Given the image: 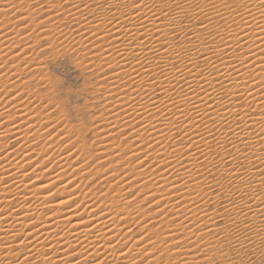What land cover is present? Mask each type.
<instances>
[{"label": "bare ground", "instance_id": "6f19581e", "mask_svg": "<svg viewBox=\"0 0 264 264\" xmlns=\"http://www.w3.org/2000/svg\"><path fill=\"white\" fill-rule=\"evenodd\" d=\"M7 1H9V0H7ZM22 1L20 2L21 5L23 4ZM51 1L52 2H50V0H49L47 5H49L51 3L53 5H51V6L49 5L46 8L47 9V11H46L47 15L46 16H49L48 14L52 13V11L49 10V8H53V7L55 8L56 6H58V4L60 2L65 4V6L68 9L64 12L62 11L61 18H60V15H58V16L55 15L53 17L52 16L48 17L46 20H48V22L50 23V22H53L54 20L60 21V19L66 17L65 19L70 21V23L75 22L78 27H77V29H75L76 34L75 35L73 34V35L78 38V40H79V41H77L78 44L80 43V39H85L86 42L87 41L90 42L91 41L90 39H92V43H93V41H95L97 44L100 43L101 45L99 47L102 49L104 48L103 49L104 51L102 50V52L100 53L102 58L98 57V59L101 58L102 62L105 61V64H110V63L112 64L114 62L115 68H114L113 72H115V73L112 75L113 78L120 77L121 82L123 81L121 77L124 76L123 78L124 79L126 78V81H124V82H126L128 84L129 90L127 88L126 89L129 92L132 89L131 90L132 92H130V95H129V93L127 91H125L126 89H123V90L125 93L126 92L128 93V94L126 93L127 95H129V96L133 95V97H131L129 99V98H127L129 96H127L125 99H129L128 102L126 104H122L119 106V108L121 109V113H122V115H121V113L119 112L121 117L123 115L125 116V118L122 117L123 118L122 121H124L125 119L126 120L130 119V123H131V121L133 123V124L131 123L132 125H134V126L137 125L136 128H139L141 125L144 124V126H142V128H141V131L145 129L146 132L148 133V134L144 133L145 137L149 138V136H150L153 139V142L155 141V143H154V144H156L155 146L154 145H151L153 147L148 146L151 149L155 148V150L158 147H160V145H164L165 141H167V139L170 138L171 132L179 129V131L181 132L180 142H178V143L175 142V144H174V141L173 142H167V143H173V149L170 147V146H172L170 144L167 146L166 145H164V146L167 147L166 149L168 150V151H166V153L171 151L170 155L173 154L172 155L173 157L171 156L172 158L176 159V156L174 154L179 155L181 157H184V159H180V157L177 156V157H179L180 160L178 158L176 160L187 161L188 162V166H187L188 169L184 168L186 171H184V170L181 171V169H182L181 167L173 166V168L171 170H168V172L171 171V172H173V174L174 173L176 174V172H178L177 174L183 176L186 179V181H194L193 176L196 174V173L194 174V170L196 168H198L197 160L199 161L201 159L202 161L203 160L207 161L209 159V156H208L209 154H207L206 149L209 148L210 144L212 143V141H209L210 139L207 140L208 138H206V139L205 138H199L198 135H195V133L198 131V128H199L198 123L200 121L202 122V119H204L203 117H205V116L208 118L207 124L210 126L214 123H217L221 127L222 124L225 123L223 130L220 128L221 129V131H219L220 133H218L217 136L215 135V137H216L215 144L221 145L220 147H223V146L225 147L226 145H228L230 147L231 152L234 151L233 154H235V152L237 154V151L240 148H245L244 149V151H246L245 154L242 153L243 150L238 151V153L240 152L239 156L242 159V160L240 159L241 160L240 164H242V163L244 165L247 164L248 167L246 168L245 171H238V169H239L238 166L236 167V168H238L237 170L235 168L236 171H234V169H230V170L226 171V170H224L225 168L219 169L220 171L218 170L219 172H221L220 173L221 175H225V177L231 182V186H232L231 191H233V192L239 194L241 197H243L242 201L239 200L240 202L238 201V203H236V202L231 203L235 200H232L229 203H227L228 201L225 202L227 204L224 205L223 211L225 214H230V215L234 216L232 226L234 227V229L238 228L236 230V232L239 231L241 226H242L241 229H243L244 231H248V233L251 235V236H249V234L244 233L243 236L245 235L246 240L251 241V243H253V244H259V242L263 243L264 242V186H263V180H264V112H261V114L258 113L255 116L250 115L248 113V110L238 108L235 102L237 101L238 98H240V99L242 98L245 100V103L247 105H249L250 107L253 106V109H255V108H257L256 105L259 104V101H262L263 107H264V87H261L262 88L261 91L255 90L259 86H264V82L261 83V82H257V80H256L257 78H259L258 80H260V78H262L264 76H260L257 74L256 76H258V77L256 79L254 78V80H248V79H252L255 74L254 75L252 74L253 76L250 74L251 77L249 75L248 76L246 75L248 77V79L245 76V74H247L246 71H248V72L252 71L251 73H255L256 70L259 71V70L264 69V67H261V64H260V63L264 62V57H261V55L264 56V0H243V2L240 1V2H242V4H241L242 14L241 15L239 14V16H237L235 19L231 18V19H233L232 21H236V23H234L237 26L236 29H234L232 32H229L228 28H226L229 33L227 32V30L226 31L222 30L223 32L225 31L227 33V34L226 33H223V34H226V37L229 39L225 40L226 37H225V39H223L222 38L223 36L219 34L220 37L222 36L221 40L218 41L220 43L219 46H210L208 48H204L202 46L203 47L202 50L201 49L199 51L197 50L198 52H196V54L187 52V51H189L187 49H191L192 46H190V45H192V44H197V46H198L197 48H200L199 45H203L202 44L203 41L205 42V39H207L206 37L207 36L209 37L211 35V33H210V31H209L210 35L208 32L202 33L204 30L206 31V27L204 30H203V28L201 30L197 29V25L199 23H201V25H202V23L204 24L205 20L203 22H201L200 20H199L200 22L195 21L197 24L195 23L194 26H192L193 27L192 29L186 28V29L180 30L179 24H182V23L178 24V20L180 18H182L185 13L192 11L193 9L188 10V8L185 7L187 5H179V3H177V0H175V2H174V0H167L166 3H161V4H160L161 0L160 1L159 0H58V1L57 0H51ZM17 2H19V1H17ZM30 2H32V1L30 0ZM178 2H179V0H178ZM192 2H193V0H192ZM240 2L238 4H240ZM20 3L18 4V6L20 5ZM43 3H45V2L39 3V6H40V4L42 5ZM181 3H183V2H181ZM12 4L14 5V2L12 3V2H5L4 0H0V18L3 16H5L3 18H6V16H8L7 13L9 14V12L10 13L14 12L15 9H13V7H15L16 5L12 6ZM15 4H17V3H15ZM24 4H25V6H27V4H29V3H27V4L24 3ZM33 4L35 5V3H33ZM55 4H56V6H55ZM202 4H205V3H202ZM238 4H236V6ZM192 5H193L192 7H195L194 4H192ZM205 5H207V4H205ZM208 5L210 6V4H208ZM20 6H19V8H20ZM170 6L173 9H170ZM31 7H33V6H31ZM62 7H63V5H62ZM202 7L198 11L197 16L194 14L196 17H198L199 14L205 15L206 13H208V15L209 14L211 15L212 13H215V14H217L216 15V17H217L216 21H218V19H220V16L222 17V16L227 15L229 13L225 7H223L224 9L220 8L217 10H215L216 7L215 8L209 7L206 9H204L206 6L204 8H202ZM217 7L219 8L220 6H217ZM24 9L26 10V7ZM60 9L62 10V8H60ZM60 9H58V10H60ZM198 9H199V7H198ZM40 10H41V8H40ZM229 10H231V9H229ZM29 11H31V10H29ZM55 11H57V9ZM24 12L25 11L23 10V13ZM23 13L21 12V16H25L28 13V11L26 12V14L24 13L25 15H23ZM30 13L31 12H29V14ZM230 13L232 14V12H230ZM29 14H27V15H29ZM31 14L34 15L35 13H31ZM59 14H61V13H59ZM185 16H186V14H185ZM230 16L232 17V15H230ZM229 17L227 16L228 20H229ZM233 17H234V14H233ZM31 18H29V19H31ZM23 19H26V17ZM29 19H27L26 21L31 22L32 20L30 21ZM198 19H201V18H198ZM224 19H225V17H224ZM6 20L8 21V19H6ZM207 20H209V19L206 18V21ZM228 20H223V21H226V25H224V26H227ZM160 21H164L165 24H163V23L161 24ZM4 23H7V22L4 21ZM4 23L2 22L0 24V47H1V50H2V48L4 50V51H2L3 53H0V63L1 64L3 63V64H5V66H7V63H9L10 61L12 62L15 60H20L23 64H24V62L27 64L28 60L31 61L30 57L27 56L28 52H29L28 47L23 48L20 51H17L19 48L17 47L18 48L17 49L16 47L13 46V44H16L19 42L18 40H20V38L17 39V35L19 34V32L18 33L14 32L16 35L11 37L10 39H7L6 37L8 35L6 36L7 33L5 34V28H4V26H2V24H4ZM19 23H21V22H19ZM19 23H17V25ZM221 23H222V20H221ZM51 24H53V23H51ZM51 24H48L46 21H40V24L37 26L46 27L47 29L53 28L55 31V26L53 27V25H51ZM12 25H14V24H12ZM34 25H33V28H34ZM211 25H212V23H211ZM218 25L215 24V26H218ZM165 26L167 28H165ZM11 27H14V26H11ZM41 27H40V29H43ZM210 27H212V26H210ZM218 27H217V29H218ZM6 29L9 30L10 27H8V28L6 27ZM16 30H17V27H15V30H13V31H16ZM56 30H57V28H56ZM20 31H22V29H20ZM44 31L45 30H43V32ZM177 31L182 32V34H181L182 36L180 35L181 37L177 36L178 38L180 37L181 39H183V42L181 43L182 46H175L173 44L174 35H175V32H177ZM214 31L212 34L216 33V31L215 32ZM73 32H74V29H73ZM219 32H221L220 29H219ZM14 33H12V35H14ZM52 33H53V31H52ZM58 33L61 34V32H58ZM62 33H63V31H62ZM8 34H10V31ZM50 34H51V32H50ZM66 34L69 35L70 33L67 32ZM18 36H20V35H18ZM204 36H206V37L203 38ZM23 39H21V40H23ZM34 39H35V37H34ZM186 39L190 44V45L188 44V46L185 45L187 42L184 40H186ZM85 40H84V42H85ZM213 40H216V39H213ZM95 42L93 43L94 45H95ZM209 42H207V44H209ZM229 42L232 43L233 47H235L234 45L239 43L241 49L245 50L246 55L245 56L244 55H235L234 53H232V52H234V50H231V49H233V47L228 46ZM213 43H216V42L212 41L211 44H213ZM7 46H8V49H7ZM189 46L191 48H188ZM97 47H96V49L94 48V50L95 51L96 50L101 51V49L100 48L97 49ZM194 47H196V46H194ZM21 48H22V45H21ZM31 49H33V48H31ZM181 49H182V51H180ZM194 50H195V48H194ZM89 51H90V48H89ZM178 51H180V52L178 53ZM191 51H192V49H191ZM226 52H230L229 54H231V53L233 54V55L232 54L231 55L226 54V56L238 58L237 61H239V65H236L233 67L228 66V63H230V64H232V63L227 61V59L229 57H224ZM94 53H96V52H94ZM97 55H99V54H97ZM258 55H259V57H258ZM231 57H230V59H231ZM81 58H82V56H81ZM197 58L201 59V61H200L201 63L197 62V60H196ZM214 58H219V60H216ZM22 60H27V61H22ZM20 61H19V63H20ZM15 62H17V61H15ZM13 63L14 62H12V64ZM22 63H20V64H22ZM174 63H179V65H176L177 67L175 66L176 70H175V68H173ZM19 65L17 63V66H19ZM241 65H245L244 70H246L245 71L246 73L243 72L241 69H238V67ZM8 66H7V68H8ZM0 67H2V65ZM12 67H14V65L10 66L7 73H9V71H13L16 69L15 67H14V69ZM3 69H1L2 73L4 71ZM6 69H5V72H6ZM110 71L108 70V72H110ZM19 73H20V71H19ZM15 75H16V73H15ZM42 75H43V73H42ZM2 76L8 77V75H5V74ZM2 76H0V77H2ZM18 76H19V74H18ZM3 77H2V79H3ZM7 77H5V78L7 79ZM30 78H31V76H30ZM4 79L2 81H4ZM215 81L220 82V84L217 85V87L214 85ZM6 82L7 81H5V83ZM3 84H4V82H2V85ZM109 84H110V82H109ZM111 84L113 86V83H111ZM122 84L120 83V85H122ZM114 85H116V84H114ZM120 85H118V87ZM154 85H156L157 87L154 88ZM25 86H27V84ZM122 86H124V85H122ZM122 86H120V87H122ZM6 87H8V86H6ZM120 87H119V89H120ZM4 88H5V86H4ZM105 88H104V90H105ZM106 89H107V92H110V91L116 92V91H112L114 89H112V87L109 85H108V88H106ZM124 92H123V95L125 94ZM155 92H158L157 93V94H159L158 97L155 96ZM104 93L106 94V92H104ZM118 93H121V90ZM9 94H11V92ZM222 94H226L227 97H225L226 98L225 100L221 98ZM121 95H122V93H121ZM117 96H119V95H116V97ZM109 97H112V96L110 95ZM17 98L21 99L19 94H18ZM17 98L15 97V95L13 96V98H10V99L8 97V99H9L8 103L6 102L7 104L0 108V120H3L4 118L10 117L9 109H6V106L8 104L9 105L12 104L14 106L15 103H17V101H18V100H16ZM3 99L5 100V98H3ZM109 99H111V98H109ZM114 99H113V103L115 102ZM104 100H106V99H104ZM118 100H120V98H118L115 103H117ZM121 100L118 102H123V100L122 101ZM0 101H1V103L4 102L3 100H0ZM2 104H5V103H2ZM12 105H11V107H12ZM18 105H19V103H18ZM107 105H108V103H106V107L110 108L112 103L109 104V106H107ZM17 106H14V108H16ZM20 106H22V102H21ZM241 107H243V106L241 105ZM116 108L118 109L117 105H116ZM116 108H115V110L118 111ZM218 108H220V111ZM104 109H105V106H104ZM20 110H19V112H20ZM59 110H61V109H59ZM109 110H111V109H109ZM24 111L26 112L27 109L26 110L24 109ZM45 112H47V111H45ZM105 113L106 112L104 111V115H105ZM108 113H106V115ZM34 114H35V112H34ZM29 115H30V111H29V114L26 116V118L30 117ZM117 115H118L117 116V118H118L119 114H117ZM24 117H25L24 113L22 115H19V118H21L19 120L22 121ZM100 117H99V119H100ZM112 117H115V116L113 115ZM112 117H110V119H112ZM209 117H210V119H209ZM38 118H39V116H38ZM101 119H103V118L101 117ZM110 119L108 121H110ZM19 120H18V122H19ZM31 120H33V118H31ZM104 120L106 122V118ZM112 120H114V119H112ZM136 120H139V121H136ZM99 121H97V122H99ZM108 121L106 122V126L108 125L107 124ZM122 121L120 120L119 122L121 123ZM28 122L29 121L27 119L26 123L28 124ZM101 122H102V120H101ZM119 122H118V126L120 125ZM26 123H25V125H26ZM31 123H33V121ZM16 124L17 123H12V125H10L9 128L5 127L6 129H3L4 126L2 127V125L0 126V142L3 138L5 139L6 135H10V136H12V138H14V136H19V135L21 137V133L23 134V133H25V131L27 134L28 128L26 130L25 129L26 127H24V125L22 126L21 125L22 123H20V125L22 127H24V129H22V131H21V126H18ZM34 124H35V122H34ZM38 124H40V123H38ZM38 124L36 123L37 126H38ZM102 125H104V124H102ZM109 125H111V123ZM113 125H116V122ZM100 126H101V124H100ZM118 126L115 127V129H118L119 128ZM40 127H42V126H40ZM101 127L103 128V126H101ZM123 127L124 128L126 127L125 124ZM123 127L121 126L120 128H123ZM42 128L44 129V127H42ZM107 128H108V126H107ZM136 128L132 127L129 132H131L132 129L133 130L135 129V131H136ZM200 128H202V127L200 126ZM204 128H209V127L207 126ZM204 128H202V129H204ZM30 129H32V132H33V126L32 127L29 126V130ZM216 129H219V128H216ZM35 130H37V134H38V132L42 131V129L39 131V129H36V128H35ZM137 130H138L137 132H141V131H139V129H137ZM112 131H113V129H112ZM135 131L133 132L134 134L133 133H128V134L136 135ZM29 132L31 133V130ZM107 132L110 133L109 131H107ZM37 134H36V136H37ZM92 134H94V133H92ZM101 134L102 133H100L99 135H101ZM34 135H32V137ZM40 135L41 134H39V136ZM29 136L30 135H28V137H27L28 139L30 138ZM36 136H34L33 138L35 139ZM120 136H122V135H120ZM136 136L138 138V137H141L142 135L139 133V135H136ZM136 136H134V137H136ZM33 138L30 140L31 142H32ZM37 138L39 139V137H37ZM104 138H106V137H103V138L101 137L100 139L104 140ZM132 138H133V136H132ZM109 139H108V142H110L112 140L111 139L109 141ZM140 139L142 140L143 137H141ZM130 140L131 139H129V141ZM161 140H165V141L162 142ZM18 141H20V140H18ZM143 141H144V139H143ZM143 141H141V143H143ZM149 141H150V139H149ZM149 141H146V142H148L147 144L148 145L152 144L151 142L149 143ZM99 142H101V141H99ZM134 142L135 141H133V144H134ZM136 142H138L141 145V143L139 141H136ZM136 142L133 146L136 145ZM187 143H189V144H187ZM26 144H24V145L26 146ZM20 145H18V147H19L18 150H21L20 148L24 147L23 145H22L23 147H20ZM31 145H33V144H31ZM131 145H132V143H131ZM37 146H39V145H37ZM46 146H48V145H46ZM141 146L144 147V145H141ZM174 146H177V147L175 148ZM33 147H35V146H31L29 148L33 149ZM42 147L43 146H40L41 149H42ZM79 147H81V146H78V148ZM139 147H138V149L142 150V148H139ZM161 147H160V149H162L164 151V149ZM37 148H39V147H37ZM104 148H101V149H104ZM44 149H45V147L42 150L44 151ZM52 149H53V147H52ZM52 149L49 150V147H48L47 152L48 151L51 152ZM27 150L28 149H26V151ZM155 150H152V151H155ZM72 151H74V150H72ZM147 151H148V148L146 150V154L148 153ZM157 151H160V150L157 149L156 154L158 153ZM163 151H161V152H163ZM25 152L22 151V153H25ZM38 152H40V150ZM47 152L46 151H45V153L43 152V155H46ZM149 152L152 153L151 151H149ZM41 153L42 152H40V155H42ZM56 153L53 152V154H55V156H56ZM75 153H70L69 156H71L72 154L74 155ZM136 153H137V151H136ZM160 153H159L160 158L165 157L164 155L161 156L165 152H163L161 154ZM166 153H165V155L168 159L169 156H167V155L169 153L168 154H166ZM224 153L222 154V156L227 155L228 152H226V154H224ZM142 154H145V153H142ZM75 155H77V154H75ZM228 155L226 157H223L224 160H226L225 158H227ZM57 156H58V154H57ZM108 156H110V155H108ZM150 156H151L150 158H152V159L155 158V157H152V156H154L152 154H150ZM230 156H232V155H229V157ZM239 156H237V157L239 158ZM21 157H23V156H21ZM28 157H29V154L26 155L25 157H23V159L21 158L17 162H14L16 159L14 161H12V159L11 160L7 159L8 162L4 163V161H3V164L1 163L2 161H0V264H19V263L20 264H35V263H33V261H36V260H39V262L41 261L39 264H45V262L47 264H138L137 262L136 263L133 262V261H136V260H134L136 256L139 257L138 255L143 254L145 252V250L146 251L149 250L150 253H152L151 250H153L152 249L153 244L150 247L151 249H148L150 244H146L145 242H149V241H146L144 239L148 235V234L147 235L145 234L146 237L144 236V233L148 232V227H146L147 231H145L143 233V235H142V232H143L142 230L140 232L141 235L137 234L136 232H135L136 235L134 233H133L134 235L131 234L133 236H128L130 234L126 235L127 232H124V231H126V227L124 228L121 226V225H124V223H122L123 221L120 222L121 219H119V218L123 214L129 215L130 213L129 214L123 213V212H125V211H123L122 212L123 214L120 213L121 214L120 215L118 212L119 210H117V207L119 209V204L118 205L116 204L117 207L116 206L114 207L111 205L112 207H114V209L116 208L115 210H117L118 213L116 211L115 212L117 213V215L119 214L118 216L113 215L114 210H113V212H112L113 214H112L110 212V210H108L106 207H104V206L103 207H97L98 203H96L97 204V206H96V204L93 203L91 200L88 199L89 201H87L84 198L85 196L82 197L83 194H85L83 192H81V194H82V196L80 198L81 201L78 204L79 200H77V198H76L77 196L72 197V195L75 193V191L73 193L72 192L73 190L71 189V185L73 184L72 181L74 182V180H72L71 178L70 179L72 181L69 180L68 179L69 176L66 174H65V176H67V178L63 177V175H64L63 171H59L57 173H54L56 171V169H55L53 172L54 174H52L51 177L47 176L46 177L47 179L43 180V177H45V176H43L41 173H42V170H44L45 168L44 169H42V168L46 167L45 165H47V163H49L48 161L45 162V160L43 159L44 156L42 159L44 160L43 162L45 165L41 162L42 164L40 167L36 165L38 168L35 167L36 169H34V170H33L34 167L32 168L33 172H36L39 177H37V175H35L34 179H32V180L29 179V181H28L26 179V177L24 176V174H20L23 170H25V168L29 164H31V163H28V165L26 164L27 166L24 165L25 166L24 167L21 164L23 162V160L24 159H25V161L28 160V162L33 160V159L29 160ZM47 157H49V156H47ZM50 157H51V155H50ZM103 157H105V156H103ZM148 157H149V155H148ZM31 158H32V156H31ZM62 158L57 161L58 164H60L64 160L65 156ZM143 158H145V157H143ZM146 158H147V155H146ZM160 158H159V161L161 160L164 163L163 160H165L166 158H164L163 160H162V158L161 159ZM47 159L49 160V158H47ZM55 159H57V157H55ZM155 159H158V157L156 156ZM169 159H171V158H169ZM176 160L172 163L174 164V163L178 162ZM227 160H228V158H227ZM233 160L236 161L235 158L232 159V161ZM33 161H32V163H33ZM36 161L39 162L40 160L39 161L36 160ZM36 161H34V162L36 164H38ZM80 161H82V160H80ZM208 161L206 163H208ZM232 161L230 160L231 164L233 163ZM5 162H6V159H5ZM76 162L78 163V160ZM139 162H140V160H139ZM145 162H146V160H145ZM145 162H143L144 165H145ZM149 162H151V161H149ZM156 162H157L156 165H158V160ZM211 162H213V161H211ZM80 163L81 162H79V164ZM83 163H84L83 167H85L86 163L85 162H83ZM170 163L167 165L171 166ZM69 164H70V162L68 163V165ZM79 164H78V166H79ZM147 164H150V166H151V164H153V163L146 162V165ZM164 164H166V163H164ZM164 164L162 165V168L158 169V167H157V169L159 171H162L161 169H163V168L166 169L167 165L164 166ZM179 164H181V162H179ZM210 164H209V166H207V168L212 167L213 164L212 163H210ZM219 164L222 165V163H219ZM231 164L229 163L228 165H231ZM39 165H40V162H39ZM42 165H44V166L42 167ZM81 165H83V164H81ZM144 165L142 164V166H144ZM176 165H178V163ZM135 166L134 167L138 168V169L142 167L140 165V163L138 165L135 164ZM138 166H141V167H138ZM13 167H14L15 171H13L10 174L11 168H13ZM130 167L131 166H128V170L130 169ZM64 168H65V166H64ZM155 168H156V166H155ZM59 169H60V166H59ZM157 169H155V170H157ZM210 169H207V170H210ZM257 169L260 170V173H259V170L257 171L258 175L256 174ZM128 170H126L127 172L126 171L125 172L126 173L130 172ZM150 170L145 171V174L149 173ZM212 170H210V171H212ZM241 170H243V169H241ZM46 171H49V169L48 170L46 169ZM51 171H53V170H51ZM57 171H58V168H57ZM134 171H136V170H134ZM140 171L143 175V171L142 170H140ZM140 171H138V174ZM45 173L47 175V172H45ZM79 173H80V171H79ZM131 173H133V172H131ZM157 173H159V172H157ZM135 174H137V173L135 172ZM135 174H133V175L135 176ZM152 174L154 175L155 172L153 171ZM69 175H71V173ZM213 175H215V174H213ZM31 176H29V177H31ZM123 176H124V174H123ZM123 176H120V177H123ZM173 176H175V175H173ZM128 177H129V175H128ZM160 177L161 178H159V180H155V181L156 182L158 181L157 182L158 185L161 183V185L159 186L160 189L166 188L165 190L161 189L163 191H166V192H164L165 195H163V191H160V189L157 186V188H158L157 191H154L156 189L152 190L154 192H152L150 190V192H152L151 195L153 193L155 195V192L156 193L158 192L157 193L158 195H155V196H157V198L156 197L154 198L152 195L154 200L150 197L149 203L156 201L155 205H157V206L155 208L161 206V205L158 206V204H162L163 207L165 205L166 209L168 208L170 213H172L175 216L174 219L177 217V220H179V221L182 220L183 222H188V223L191 222L190 225L192 224V226L197 225L198 229L194 230L196 233L193 230H189L190 232L187 233V235H192V237H193V240H192V238L190 240H192L191 242L194 246H191V247H195L196 244H194V243H196V242L199 243V241L204 240V239L209 238L208 242H210V240H212V239H210V237H208V236H211L212 234L217 232V229L213 228L214 225L212 223L209 224L210 223L209 220L211 218L210 216H212V214H207V213L201 212L200 210H202V208L199 210L196 206H195L196 208L191 207V206L196 204L197 200H199V199H197L199 197V195H202V193L205 192V191L201 192L203 190L200 187V185L202 183L199 181V183L196 184V185H198L197 187H199L201 189L200 192L196 191L197 192V195H196L197 198L192 197L194 194H196L194 192V194L193 193L191 194L192 198H190V196H189L190 199L183 200L185 197H187V195L185 196L186 193L182 194L183 192H180L179 190L180 189L182 190L183 186L186 187V188H184V190L188 189V188H189V190H193L188 185L190 182H188V184H187L186 181H185L186 183L183 181L184 184L182 183L183 184L182 185L180 183V181H178L180 183V189L178 188L177 190L180 193H177L176 186L173 187V184L176 181L173 184H171L169 182L164 181V179H162L161 175H160ZM219 177H220V175H219ZM225 177H224V179H225ZM157 178L158 177H156V179ZM184 178H182V179L184 180ZM200 179H201V177H200ZM197 180L198 179H196V181ZM117 182L119 183L120 181H117ZM202 182H204V180ZM149 183H147V184H149ZM150 184H152V183H150ZM193 184H195V183H193ZM82 185H80V186H82ZM175 185H177V184H175ZM181 185H182V187H181ZM202 186H203V184H202ZM91 187H92V184H91ZM149 187H150V185H149ZM119 188L117 189L118 191H119ZM196 188H195V190H197ZM199 188H198V190H199ZM90 190H92V189L90 188ZM158 190L162 193L161 197H159L160 195H159ZM114 191H116V190H114ZM114 191H112V192H114ZM77 192H76V194H77ZM117 192H115V193L117 194ZM186 192H187V194L191 193V192L188 193L189 192L188 190ZM224 192H227V191H224ZM111 193L109 194L110 196H112ZM92 194L94 195V192ZM119 194H120V192H119ZM119 194H117V196L114 194V196L119 198L121 196V194H120V196H118ZM228 194H231V193L228 192ZM87 195H89V196H87ZM87 195L86 196L88 198L90 196H92L91 193L90 194L87 193ZM102 195H99V196H101L103 199V196L105 194L103 196ZM107 195H108V193L106 194V196ZM205 195H208V194H204V196ZM79 196H80V194L78 195V197ZM99 196H97L98 199H99ZM173 196H176V197H173ZM230 196L231 195H229L228 197H230ZM10 197H13V198L16 197L17 198L16 202L14 201L15 203L13 205H12L11 199H9ZM116 197L114 199L110 198V197L109 198L111 200L113 199L114 203L118 202L117 200L124 202L120 198L117 199ZM143 197L145 198V196H143ZM241 197H239V198H241ZM94 198H95V196H94ZM94 198H93V200H94ZM109 198L107 201L110 200ZM203 198L205 199V197H203ZM115 199H116V201H114ZM155 199H157V200H155ZM175 199H176V201H178L179 199L185 201L183 204L184 206H180V205L178 206V204H176V203H175V205H173L174 202L171 203V201H173ZM204 199L202 201L204 203H206V205H208L207 202H209V199L207 198L208 201L206 200V202L204 201ZM96 200L97 199L95 198V201ZM104 200H106V199L104 198L103 201ZM129 200H130V198H129ZM129 200H127V201H129ZM133 201H131L130 203H132ZM138 202H140V201H138ZM214 202H216V201H214ZM99 203L102 204L100 201H99ZM108 203L109 202H107V204ZM127 203H129V202H127ZM104 205H105V203H104ZM122 205H121V207H122ZM130 205L129 206L127 205L126 207H130ZM132 205L134 208L133 210H135V213L137 214L138 208L136 210L135 207L138 206V203H137V205L135 203ZM134 205H136V206L134 207ZM111 206H110V208H111ZM144 206H146V205H144ZM176 206L179 209L178 208L176 209ZM13 207L17 208L18 213H15L14 210H11ZM138 207H139L140 213H141L142 209L140 206H138ZM204 207H205V204H204ZM45 208H47L48 211H47V213L43 214L42 211ZM166 209L164 212H163V209H162V211L160 209V212H163L162 214L165 215ZM111 210H112V208H111ZM131 210H132V208H131ZM213 210H215V209H213ZM15 211H16V209H15ZM138 213H139V211H138ZM144 213H145V211H144ZM144 213L142 212V215ZM157 213H159V212H157ZM166 214H167V212H166ZM218 214H217V216H218ZM155 215H156V213H155ZM138 216H141V215H138ZM169 216L171 217V214ZM117 217H119V218H117ZM132 217H133L134 222L136 223L137 220L135 221L134 216H132ZM141 218H142V216L140 217V219ZM162 218H164V216ZM123 219L124 218H122V220ZM127 219H128V217H127ZM126 220H125V223L128 222ZM138 220H139V218H138ZM162 221L163 220L161 219V222ZM179 221H176L177 224H176V222H174L172 224H176L175 225L176 227L179 226L181 228L180 229L181 231L186 232V228H185V226H183L184 224L178 223ZM238 222L241 223V226L238 225L240 228L238 226H236V224ZM140 223H142V222H140ZM126 224H128V223H126ZM157 225L158 224H156V226ZM165 225H171V224H165ZM127 226L129 227V225H127ZM156 226H154V227H156ZM140 227H142V226H140ZM173 227H174V225H173ZM164 228H165V226H164ZM171 228H172V226H171ZM163 229H161V230H163ZM227 230H229V229H226V231ZM171 231H168V232L172 233ZM241 231L242 230H240V232ZM173 232H174V230H173ZM175 232H177V231L175 230ZM231 232H230V234H231ZM17 233L18 234L22 233V235H21L22 237L17 236ZM152 233L154 234L156 232L154 231ZM152 233H150V234H152ZM157 233H159V232H157ZM217 233H219V232H217ZM237 233L235 236H237ZM180 234L175 235L173 233V234H171V236H173V235H175L177 237L182 236ZM239 235H242V234H239ZM142 236H144V237H142ZM158 236H160V235H158ZM175 236H174V239H175ZM152 237H154V236L152 235ZM152 237L150 236L151 240H152ZM169 237H170V235H169ZM206 237H208V238H206ZM118 238H120V239H118ZM150 238H149V240H150ZM161 238H162V236H161ZM174 239H173V241H174ZM179 239H181V238H179ZM244 240H245V238H244ZM177 241H179V240H177ZM215 241L218 242V240H216V239H215ZM248 241H246V242L249 243ZM152 242H153V240H152ZM169 242H170V240H169ZM236 242H238V240H236ZM158 243L156 244L154 242V244H156V246L158 245ZM160 243H162V242H160ZM206 244H208V243L206 242ZM211 244H214V242ZM215 245L216 244H214V246ZM238 245H240V244H238ZM165 247H167V246H165ZM191 247H189V248H191ZM243 247H244V245H243ZM153 248H155V246ZM213 249L215 250V247ZM214 250H213V252H214ZM170 251H171V249H170ZM180 251L178 252V257L184 256V258L181 257L180 264H187V263L195 264L194 262L197 260V257L194 255L191 256V254H190L191 251L189 252V250H186L187 251L186 253H182L183 249ZM147 253H148V255L146 254V257L148 259L147 264H153L154 261L156 262L155 259L154 260L150 259V257H149L150 254H149V252H147ZM197 253H198V251H197ZM193 254H195V253H193ZM208 254H211V253H208ZM155 255H157V254H155ZM172 255H175V254H172ZM162 257H163V254H162ZM174 258L176 260L177 256ZM170 259L172 262H174L173 261L174 259H172V257ZM140 264H142V263H140ZM177 264H179V263H177Z\"/></svg>", "mask_w": 264, "mask_h": 264}, {"label": "rangeland", "instance_id": "374dc122", "mask_svg": "<svg viewBox=\"0 0 264 264\" xmlns=\"http://www.w3.org/2000/svg\"><path fill=\"white\" fill-rule=\"evenodd\" d=\"M5 2H14V5L12 4V6H15V7H13V9H15L14 10V12L13 13H10L9 12V14L7 13V15L8 16H6V18H3V17H5V16H3V17H1L0 18V24L3 22L4 23V21H6L7 23H4V24H2V26H4V28H5V34H6V38L7 39H10L11 37H13V36H15L16 34L15 33H18L19 32V34L18 35H20V36H18L17 35V39H19L20 38V40H18L17 42L18 43H16V44H13V46L14 47H18L17 49V51H20V50H22L23 48H26V47H28V50H29V52H28V55L27 56H29L30 57V59H31V61L30 60H28V62H27V64L24 62V64L20 61V60H15V61H17V62H15V61H12V62H14L13 64H12V62L10 63H7V66H8V68H7V66H5V64H1L2 65V67H0V76H2V75H8V77L7 76H5V77H7V79L5 78V77H3V79H4V81H2L3 79H2V77H0V100H3L4 102H2V103H5V104H2L1 103V101H0V108L1 107H3V106H5L7 103H8V100L10 99V98H13V96L15 95V97L17 98V96H18V94L20 95V97H21V99H19V98H17L16 100H18L17 101V103H15V105L14 106H17L18 105V103H19V105L16 107V108H14V106L12 105V107H11V105H7L6 106V109H9V115H10V117L9 118H4L3 120H0V126L2 125V127H3V129H6L7 127L9 128L10 127V125H12V123H17L16 125H18V126H23L24 125V127H26L25 129L27 130V128H28V130H27V134H26V131H25V133H21V137H20V135L19 136H14V138H12V136H10V135H6L5 136V139L3 138L2 140H1V142H0V161H2L1 163L3 164V161H4V163H7L8 161H7V159H9V160H11L12 159V161H14L15 159V161L14 162H17V161H19L21 158L23 159V157H25L26 155H28L29 154V157H28V159L29 160H34V161H36V160H40L39 162H40V165H39V162H37L38 164H36L33 160V163H32V161H29L28 162V160H26L25 161V159L23 160V162L21 163L23 166L24 165H28V163H31V164H29L26 168H25V170H23L20 174H24V176L26 177V179L29 181V179L30 180H32V179H34L35 177V175H37V173L36 172H33V170L34 169H36V168H38L37 166H41V164L43 163L44 164V160H45V162L46 161H48L49 163H47V165H45L46 167H43L44 165H42V169H44V170H42V175L43 176H45V177H43V180L44 179H47L46 177L47 176H49V177H51L52 176V174H54V173H57V172H59V171H63V177H65V178H67V176H65V174L66 175H68L69 177H68V179L69 180H74V182L72 181V185H71V189L73 190L72 192L74 193V191H75V193L72 195V197H76L77 198V200H79L78 201V204L80 203V198H81V196H82V194H81V192H83V193H85V194H83V196L82 197H84L87 201H89V200H91L93 203H98V206H97V204H96V206L97 207H106L108 210H110V212L112 213L113 212V210H114V214L113 215H116V216H118L120 213H122L123 211H125V212H123V213H130L129 215H124L123 213V215H121V217L119 218V217H117V218H119V219H121L120 220V222H122V223H124V225H121L122 227H126V231H124V232H127L126 233V235H128V234H130V235H128V236H133L134 234L136 235V233L137 234H140L141 235V230L143 231L142 232V235H143V233L145 232V231H147V228L146 227H148V232H146V233H144V236L146 237V235H147V237L146 238H144L146 241H149V242H145L146 244H150L149 245V248L148 249H151L150 247L152 246V244H153V246H152V249L153 250H151V252L152 253H150V251L149 250H145V254L143 253V254H140V255H138L139 257H135V259L134 260H136V261H133V262H137L138 264H140V263H142V264H147V261H148V259H147V257H146V254L148 255V253L147 252H149V257H150V259H152V260H156V262L154 261V263L153 264H159L161 261V263L162 264H177V263H179L180 264V259H181V257L182 258H184V256H179L178 257V252L180 251V250H182L183 249V251H182V253H186L187 251L186 250H189V252H190V254H191V256H196L197 257V262L195 261L194 263L195 264H264V242L262 243V242H259V244H253V243H251V241H248V240H246V237H245V235L243 236V234L245 233H247V234H249L248 233V231H244L243 229H241L242 228V226H241V223L240 222H238L237 224H236V226H241V228H240V230H242L241 232H240V230L239 231H237L236 232V230L238 229V228H236V229H234V227L232 226V223H233V215H230V214H225L224 213V205L225 204H227V203H229V202H231L232 200H235V201H233V202H231V203H234V202H236V203H238V201L239 200H241L242 201V199H243V197H241L239 194H237V193H235V192H233V191H231L232 190V186H231V182L225 177V175H221L220 173L221 172H219L220 170L219 169H224V170H230V169H234V171H236L238 168V171H245L246 170V168L248 167L247 166V164H240L241 163V158H240V152L238 153V151H244V149L245 148H240L238 151H237V154H236V152H235V154H233L234 153V151H232L231 152V150H230V147L228 146V145H226L225 147L223 146V147H220L221 145H217V144H215V139H216V137H215V135L217 136V134L218 133H220L219 131H221V129L223 130V127L225 126V123H223L222 124V126L220 127L217 123H214V124H212L211 126L210 125H208L207 124V121H208V118L205 116V117H203L204 119H202V122L200 121L199 123H198V127L200 128V126L202 127V128H204V127H209V128H204V129H202V128H198V133L196 132L195 133V135H198V137L199 138H208L207 140H209V141H212V143L210 144V146H209V148H207L206 150V152H207V154H209L208 156H209V161H208V163H206L207 161L206 160H197V165H198V168H196L195 170H194V176H193V179H194V181H186V179L183 177V176H181V175H179V174H177L178 172H176V174L174 173L173 174V172H171V171H169L168 172V170H171L172 168H173V166H175V167H181L182 169H181V171H186L184 168H186V169H188V162L187 161H179L180 159H184V157H181V156H179V155H176V154H174L175 156H176V159L178 158L179 159V157H180V159L179 160H176L175 158H172L173 156V154L172 155H170V152L171 151H169V152H167L166 153V151H168L166 148L167 147H165L164 145H172V146H170L172 149H173V143H167V142H173L174 141V144H175V142H180V139H181V132L179 131V129L178 130H174L173 132H171L170 133V138L169 139H167V141H165V140H161L162 142H164L165 141V143H164V145H160V147L161 148H163L164 149V151L162 150V149H160V147H158L157 149H159L160 151H157L158 153V155L156 154V150H155V148H153V149H151L150 147H153V146H151V145H156V144H154L155 143V141L153 142V139L149 136V138L148 137H145V134L144 133H147L146 132V130L144 129V130H142L141 131V128H142V126H144V124L143 125H141L139 128H136V126H134V125H132L133 123H132V121H131V123H130V119H128V120H124V121H122L123 120V118L122 117H124L125 118V116L123 115L122 117H121V115H122V113H121V109L119 108V106L120 105H122V104H126L127 102H128V100L131 98V97H133V95L132 96H129L130 95V92H132L131 90H130V92L129 91H127V89L129 90V86H128V84L126 83V82H124V81H126V78L124 79L123 77H121L122 78V82H121V80H120V77H116V78H113L112 77V75L115 73V72H113L114 71V62L111 64H105V61L104 62H102V60H101V52H102V50L104 49H102V48H100L99 46L101 45L100 43H96L95 41H93V43L95 42V45L92 43V39H90L91 41L89 42V41H87L86 42V40L85 39H80V43L78 44V42L77 41H79L78 40V38L77 37H75L74 35L76 34L75 32H76V30L75 29H77V24L75 23V22H71L70 23V21H68V20H66L65 18H62V19H60V21H58V20H54L53 22H48V20H46L48 17H50V16H55V15H60V18H61V15H62V11L64 12V11H66L68 8L65 6V4H63L62 2H60L59 4H58V6H56V4H55V8L57 9V11H55L56 9L53 7V8H49V10H51L52 11V13L51 14H48L49 16H46L47 14V7L50 5H53L52 3L51 4H49V5H47L48 4V2H49V0H31L32 2H30V0H9V1H7V0H4ZM17 1H19V2H17ZM22 1V5H21V2ZM29 1V2H28ZM37 1V2H36ZM58 1V0H57ZM160 1V0H159ZM166 1L167 0H161L160 1V4L161 3H166ZM191 3H190V2ZM221 1V2H220ZM240 1H242L243 2V0H193V2H192V0H179V2H178V0H177V3H179V5H187V6H185V7H187L188 8V10H191V9H193L192 11H189V12H187V13H185L186 14V16H185V14H184V16L182 17V18H180L179 20H178V24L179 23H182V24H179L180 26V30H182V29H192L193 27L192 26H194V24L196 23L195 21H198V22H203L204 20L206 21V18L207 19H209V20H207L206 22L204 21V24L202 23V25H201V23H199L198 25H197V29L198 30H201L202 28H203V30L205 29V27H206V31L204 30L202 33H204V32H208L209 33V31H210V33H211V35H210V33H209V37L207 36H204L203 38H207V39H205V42L203 41V45H199L200 46V48H197L198 46H197V44H192V45H190L189 44V42L187 41V39L186 40H184V41H186L187 43L185 44L186 46H188V44L190 45V46H192V48L189 46L188 48H191L192 49V51H191V49H187V50H189V51H187V52H190V53H193V54H196V52H198L200 49L202 50V48L204 47V48H208V47H210V46H219L220 45V43L218 42L219 40H221V37L223 38V39H225V37H226V28H228V30H229V32H232L234 29H236V25L234 24V23H236V21H232L233 19H231V18H236L237 16H239V14L241 15L242 14V7H241V4H242V2H240ZM41 2H45V3H43L42 5L40 4V6H39V3H41ZM50 2H52L51 0H50ZM174 2H175V0H174ZM173 2V3H174ZM181 2H183V3H181ZM195 2V3H194ZM240 2V4H238ZM15 3H17V4H15ZM20 3V8H19V6H18V4ZM24 3H29V4H27V6H25V4ZM33 3H35V5L37 6H35ZM62 3V4H61ZM181 3V4H180ZM186 3V4H185ZM189 3V4H188ZM197 3V4H196ZM202 3H205V4H207V5H205V4H202ZM38 4V5H37ZM192 4H194V6L195 7H192L193 5ZM203 6H201V5ZM208 4H210V6L208 5ZM236 4H238L237 6H236ZM31 7V6H33V7H29V6ZM45 5V6H44ZM47 5V6H46ZM62 5H63V7H62ZM173 5V4H172ZM171 5V6H172ZM178 5V6H179ZM199 5V6H198ZM65 6V7H64ZM170 6V9H173L172 7ZM202 8H204L205 6V8L204 9H206V8H209V7H213V8H215V10H217V9H224L223 7H225L226 9H227V11L229 12L227 15H224V16H220V19H218V21H216V19H217V17H216V15L217 14H215V13H212L211 15L209 14L208 15V13H206L205 15L203 14V15H198V17H196L197 16V14H198V11L201 9V7ZM217 6H220L219 8L217 7ZM235 6V7H234ZM239 6V7H238ZM18 7V8H17ZM22 7V8H21ZM26 7V10L28 11V13L27 14H29V12H31V13H35L34 15H32L31 13L29 14V15H27L26 14V10L24 9ZM35 7V8H34ZM44 7V8H43ZM198 7H199V9H198ZM17 8V9H16ZM28 8V9H27ZM40 8H41V10H40ZM43 8V9H42ZM60 8H62V10L60 9ZM65 8V9H64ZM195 8V9H194ZM197 8V9H196ZM21 9V10H20ZM25 11L24 13L27 15H25L24 13H23V10ZM54 9V10H53ZM58 9H60V10H58ZM225 9V10H226ZM229 9H231V10H229ZM233 9V10H232ZM29 10H31V11H29ZM13 11V10H12ZM11 11V12H12ZM16 11V12H15ZM18 11V12H17ZM59 11V12H58ZM238 13H237V12ZM21 12L23 13V15H25V16H21ZM44 12V13H43ZM55 14H54V13ZM168 12V11H167ZM197 12V13H196ZM230 12H232V14L230 13ZM234 12V13H233ZM42 13V14H41ZM59 13H61V14H59ZM20 14V15H19ZM196 16H195V15ZM233 14H234V17H233ZM31 15V16H30ZM45 15V16H44ZM207 15V16H206ZM230 15H232V17L230 16ZM21 16V17H20ZM42 16V17H41ZM197 18H195V17ZM202 16V17H201ZM213 18H212V17ZM227 16L229 17V20H228V18H227ZM26 17V19H23V18H25ZM31 18V19H29V18ZM46 17V18H45ZM224 17H225V19H224ZM3 18V19H2ZM22 18V19H21ZM45 18V19H44ZM195 18V19H194ZM198 18H201V19H198ZM205 18V19H204ZM212 18V19H211ZM219 18V17H218ZM227 18V19H226ZM3 21H2V20ZM6 19H8V21L6 20ZM12 21H11V20ZM19 19V20H18ZM27 19H29L31 22H27L26 20ZM18 20V21H17ZM37 20V21H36ZM185 20V21H184ZM194 20V21H193ZM200 20V21H199ZM215 20V21H214ZM221 20H222V23H221ZM223 20H228L227 22H228V24H227V26H224V25H226V21H223ZM16 21V22H15ZM26 21V22H25ZM40 21H46L48 24H51V23H53V24H51V25H53V27L55 26V31H54V29L53 28H50V29H47L46 27H41V26H37V25H39L40 24ZM58 21V22H57ZM183 21V22H182ZM189 21V22H188ZM211 21V22H210ZM14 22V23H13ZM19 22H21V23H19ZM23 22V23H22ZM208 22V23H207ZM215 22V23H214ZM218 22V23H217ZM220 22V23H219ZM230 22V23H229ZM17 23H19L18 25H17ZM28 23V24H27ZM56 25H55V24ZM160 23L162 24H165V22L164 21H160ZM210 23V24H209ZM211 23H212V25H211ZM233 23V24H232ZM10 24V25H9ZM12 24H14V25H12ZM21 24V25H20ZM35 24V25H34ZM197 24V23H196ZM209 24V25H208ZM215 24L216 25H218V26H215ZM9 25V26H8ZM16 25V26H15ZM20 25V26H19ZM33 25H34V28H33ZM191 27H190V26ZM201 25V26H200ZM11 26H14V27H11ZM36 26V27H35ZM210 26H212V27H210ZM214 26V27H213ZM224 26V27H223ZM231 26V27H230ZM233 26V27H232ZM235 26V27H234ZM6 27L8 28V27H10V29L8 30V29H6ZM15 27H17V30L16 31H13V30H15ZM39 27V28H38ZM40 27L41 28H43V29H40ZM216 27V28H215ZM217 27H218V29H217ZM223 27V28H222ZM230 27V28H229ZM30 28V29H29ZM56 28H57V30H56ZM67 28V29H66ZM165 28H167L166 26H165ZM20 29H22V31H20ZM73 29H74V32H73ZM216 29V30H215ZM219 29H220V31L221 32H219ZM231 29V30H230ZM39 30V31H38ZM43 30H45L44 32H43ZM48 30V31H47ZM50 30V31H49ZM216 31V33L215 34H212L213 33V31ZM218 30V31H217ZM222 30H225L224 32L222 31ZM228 30H227V32H228ZM9 31H10V34H8L9 33ZM12 31V32H11ZM27 31V32H26ZM52 31H53V33H52ZM62 31H63V33H62ZM69 32L70 34L68 35V34H66L67 32ZM212 31V32H211ZM214 31V32H215ZM15 32V33H14ZM40 32V33H39ZM42 32V33H41ZM48 32V33H47ZM50 32H51V34H50ZM58 32H61V34L60 33H58ZM66 32V33H65ZM73 32V33H72ZM228 32V33H229ZM12 33H14V35H12ZM35 33V34H34ZM58 33V34H57ZM66 35H65V34ZM223 33H226V34H223ZM74 34V35H73ZM182 34V32L180 31H177V32H175V35H174V40H173V44L175 45V46H182V42H183V39H181L180 37L182 36L181 35ZM219 34L220 35H222L221 37L219 36ZM62 35V36H61ZM181 35V36H180ZM177 36H180L179 38L177 37ZM217 38H216V37ZM29 37V38H28ZM34 37H35V39H34ZM25 40H24V39ZM51 38V39H50ZM21 39H23V40H21ZM76 39V40H75ZM181 39V40H180ZM213 39H216V40H213ZM229 38H227L226 37V39L225 40H228ZM38 40V41H37ZM83 40V41H82ZM84 40H85V42H84ZM180 40V41H179ZM208 40V41H207ZM65 41V42H64ZM82 41V42H81ZM210 41V42H209ZM212 41L213 42H216V43H213V44H211L212 43ZM35 42V43H34ZM56 42V43H55ZM72 42V43H71ZM207 42H209V44H207ZM206 43V44H205ZM22 45V48H21V45ZM25 44V45H24ZM50 44V45H49ZM60 44V45H59ZM89 44V45H88ZM177 44V45H176ZM216 44V45H215ZM218 44V45H217ZM230 44V45H229ZM19 45V46H18ZM38 45V46H37ZM209 45V46H208ZM56 46V47H55ZM60 46V47H59ZM98 46V47H97ZM185 46V47H186ZM194 46H196V47H194ZM203 46V47H202ZM207 46V47H206ZM228 46H231V47H233L232 46V43L231 42H229L228 43ZM235 47H233V49H231V50H234V52H232V53H234L235 55H246L245 54V50L243 51L242 49H241V47H240V44L238 43V44H236V45H234ZM13 47V48H14ZM93 47V48H92ZM96 47H97V49H101V51L100 50H94V48L96 49ZM195 48V50H194V48ZM12 48V47H11ZM31 48H33V49H31ZM36 48V49H35ZM55 48V49H54ZM89 48H90V51H89ZM7 49H8V46H7ZM31 49V50H30ZM38 49V50H37ZM64 49V50H63ZM76 49V50H75ZM93 51H92V50ZM0 50H1V47H0ZM198 50V51H197ZM2 51H4L3 50V48H2V50L0 51V53H3ZM37 51V52H36ZM55 51V52H54ZM98 51V52H97ZM104 51V50H103ZM180 51H182V49L180 50ZM180 51H178V53L180 52ZM194 51V52H193ZM32 52V53H31ZM94 52H96V53H94ZM177 53V54H178ZM230 52H226L225 53V55H224V57H229L228 59H227V61L228 62H231L232 64H230V63H228V66H230V67H233V66H236V65H239V61H237L238 60V58H234V57H231V56H226V54H228V55H231V54H229ZM242 53V54H241ZM97 54H99V55H97ZM96 55V56H95ZM233 55V54H232ZM81 56H82V58H81ZM95 56V57H94ZM28 57V58H29ZM98 57H101V58H99L98 59ZM230 57H231V59H230ZM258 57H259V55H258ZM261 57H264L263 55H261ZM80 58V59H79ZM92 59V60H91ZM199 59V60H198ZM214 59H216V60H219V58H214ZM27 60H22V61H27ZM94 60V61H93ZM197 60V62L198 63H201L200 61H201V59L200 58H197L196 59ZM19 61H20V63H22V64H20L19 63ZM85 62V63H84ZM99 62V63H98ZM234 62V63H233ZM17 63H18V65L19 66H17ZM79 63V64H78ZM44 64V65H43ZM230 64V65H229ZM261 64V67H264V62L263 63H260ZM0 65V66H1ZM14 65V67L16 68L15 70H13V71H9V73H7L8 72V69L10 68V66H13ZM107 65V66H106ZM176 65H179V63H174L173 64V68H175V66ZM4 66V67H3ZM22 68H21V67ZM33 66V67H32ZM113 66V67H112ZM244 66V67H243ZM14 67H12L13 69H14ZM28 69H27V68ZM92 67V68H91ZM177 67V66H176ZM4 68V69H3ZM7 68V69H6ZM37 68V69H36ZM89 68V69H88ZM1 69H3L4 71H3V73H2V70ZM5 69H6V72H5ZM238 69H241L243 72H245L246 70H244L245 69V65H241V66H239L238 67ZM20 71V73H19V71ZM98 70V71H97ZM108 70L110 71V72H108ZM175 70H176V68H175ZM36 71V72H35ZM16 73V75H15V73ZM113 72V73H112ZM247 72V74H245V76L247 75H249L250 77H251V75L253 74H255L254 75V77L252 78V79H248V77L246 76V78L248 79V80H254V78L256 79L258 76H256L257 74L258 75H260V76H264V69L263 70H256L255 71V73H251L252 71H246ZM245 72V73H246ZM7 73V74H6ZM42 73H43V75H42ZM93 73V74H92ZM111 73V74H110ZM10 74V75H9ZM18 74H19V76H18ZM251 74V75H250ZM252 75V76H253ZM17 76V77H16ZM30 76H31V78H30ZM44 76V77H43ZM259 76V77H260ZM9 78V79H8ZM47 78V79H46ZM107 78V79H106ZM111 78V79H110ZM245 78V79H246ZM24 79V80H23ZM113 79V80H112ZM259 78H257L256 80H257V82H264V77H262V78H260V80H258ZM47 80V81H46ZM110 80V81H109ZM119 82H118V81ZM5 81H7L6 83H5ZM46 81V82H45ZM246 81V80H245ZM2 82H4V84L2 85ZM109 82H110V84L111 83H113V86H112V84L110 85L109 84ZM115 82V83H114ZM125 84H124V83ZM44 83V84H43ZM120 83L122 84V85H124V86H122V85H120ZM11 84V85H10ZM27 84V86H25ZM114 84H116V85H114ZM220 84V82H217V81H215L214 82V85L217 87V85H219ZM15 85V86H14ZM107 85V86H106ZM108 85L109 86H111L112 87V89H114V90H112V91H116V92H107V89L106 88H108ZM118 85H120V86H122V87H120V89H119V87H118ZM4 86H5V88L7 89H5L4 88ZM6 86H8V87H6ZM13 86V87H12ZM17 86V87H16ZM126 86V87H125ZM106 87V88H105ZM114 87V88H113ZM157 86L156 85H154V88H156ZM261 87H264V86H259V87H257L255 90L256 91H261L262 90V88ZM104 88H105V90H104ZM127 88V89H126ZM18 89V90H17ZM99 89V90H98ZM118 89V90H117ZM123 89H126L125 91H127L128 93H129V95H127L125 92H124V90ZM97 90V91H96ZM120 90H121V93H122V95H123V92L125 93L123 96L121 95V93H118V92H120ZM6 91V92H5ZM8 91V92H7ZM11 92V94H9ZM35 92V93H34ZM104 92H106V94L104 93ZM118 93V94H117ZM158 92H155V96L156 97H158L159 96V94H157ZM17 94V95H16ZM22 94V95H21ZM104 94V95H103ZM10 95V96H9ZM107 97H106V96ZM112 96V97H109V96ZM116 95H119V96H117L116 97ZM24 96V97H23ZM127 96H129V97H127ZM8 97H9V99H8ZM48 97V98H47ZM105 97V98H104ZM116 97V98H115ZM124 97V98H123ZM129 98V99H125V98ZM225 97H227L226 96V94H222L221 95V98L222 99H226ZM3 98H5V100L3 99ZM7 98V99H6ZM109 98H115L114 99V101L116 102V100L118 99V98H120V100L122 99L123 100V102H118V101H120V100H118L117 101V103H113V99L111 100V99H109ZM104 99H106V100H104ZM109 99V100H108ZM125 99V100H124ZM240 98H238L237 99V101L235 102L236 103V105H237V107L238 108H241V109H246V110H248V113L250 114V115H256V114H261V112H264V107H263V103H262V101H259V104L258 105H256L257 106V108H255V109H253V106L252 107H250L249 105H247L246 103H245V100L244 99H240ZM121 100V101H122ZM28 101V102H27ZM105 101V102H104ZM7 102V103H6ZM21 102H22V106H20V104H21ZM27 103V104H26ZM106 103H108V105L107 106H109V104H111L112 103V107L110 106V108L109 107H106ZM245 103V104H244ZM116 105L118 106V109L116 108ZM240 105V106H239ZM241 105L243 106V107H241ZM41 106V107H40ZM104 106H105V109H104ZM248 106V107H247ZM8 107V108H7ZM22 107V108H21ZM38 107V108H37ZM58 107V108H57ZM118 110V111H116L115 110V108ZM250 107V108H249ZM108 108V109H107ZM263 108V109H262ZM21 109V110H20ZM23 109V110H22ZM24 109L26 110L27 109V111L25 112L24 111ZM59 109H61V110H59ZM109 109H113L112 111L111 110H109ZM219 109V111H220V108H218ZM19 110H20V112H19ZM262 110V111H261ZM11 111V112H10ZM24 111V112H23ZM29 111H30V117H27L26 118V116L29 114ZM45 111H47V112H45ZM62 111V112H61ZM100 111V112H99ZM104 111L106 112V113H108L109 111V113L106 115V113H105V115H104ZM115 111V112H114ZM218 111V110H217ZM218 111V112H219ZM17 112V113H16ZM34 112H35V114H34ZM121 113V115H120V113ZM20 113V114H19ZM25 114V117L23 118V120L22 121H20L19 119H21V118H19V115H22V114ZM28 113V114H27ZM101 113V114H100ZM111 113V114H110ZM117 114H119V117L117 118ZM46 115V116H45ZM115 116V117H112V116ZM38 116H39V118H38ZM103 118V119H101V117ZM105 116V117H104ZM112 117V119H114V120H112V119H110V117ZM35 117V118H34ZM95 117V118H94ZM99 117H100V119L102 120V122H101V120L99 119ZM109 117V118H108ZM18 118V119H17ZM30 118V119H29ZM31 118H33V120H31ZM106 118V122L110 119V121H108V128H107V126H106V122H105V119ZM122 118V119H121ZM206 118V119H205ZM27 119H28V124L26 123L27 122ZM122 121L121 123L119 122L120 120ZM209 119H210V117H209ZM18 120H19V122H18ZM25 120V121H24ZM35 120V121H34ZM100 120V121H99ZM119 120V121H118ZM205 120V121H204ZM5 121V122H4ZM9 121V122H8ZM33 121V123H31ZM40 121V122H39ZM97 121H99V122H97ZM113 121V122H112ZM116 122V125H113V124H115V122ZM120 123V125L118 126V122ZM128 121V122H127ZM136 121H139V120H136ZM4 122V123H3ZM7 122V123H6ZM34 122H35V124H34ZM20 123H22L21 125H20ZM25 123H26V125H25ZM36 123L38 124V123H40V124H38V126L36 125ZM54 123V124H53ZM111 123V125H109ZM135 123V122H134ZM7 124V125H6ZM47 124V125H46ZM77 124V125H76ZM100 124H101V126H103V128L100 126ZM102 124H104V125H102ZM124 124H125V128L123 127L124 126ZM129 124V125H128ZM138 124V123H137ZM205 124V125H204ZM9 125V126H8ZM50 125V126H49ZM94 125V126H93ZM97 127H96V126ZM128 125V126H127ZM131 125V126H130ZM21 126V131H22V129H24V127H22ZM29 126H33V132H32V129H30L31 130V133L29 132L30 130H29ZM37 126V127H36ZM40 126H42V127H44V129L42 128V127H40ZM91 126V127H90ZM123 127V128H118V129H115V127ZM6 127V128H5ZM39 127V128H38ZM105 127V128H104ZM132 127H134V128H136V131H135V129L132 131L131 130V132H129L130 131V129ZM35 128L36 129H39V131L42 129V131H40V132H38V134H37V130H35ZM56 128V129H55ZM97 128V129H96ZM103 130H102V129ZM216 128H219V129H216ZM221 128V129H220ZM48 129V130H47ZM54 129V130H53ZM109 129V130H108ZM112 129H113V131H112ZM137 129H139V131H141V132H137L138 130ZM208 129V130H207ZM118 130V131H117ZM120 130V131H119ZM24 131V130H23ZM107 131H109L110 133H108ZM116 131V132H115ZM135 131V134L136 135H139V133L142 135L141 137H143V139H144V141H143V139L141 140L140 138L141 137H138L137 138V136L136 135H132V134H128V133H133ZM144 131V132H143ZM201 131V132H200ZM54 132V133H53ZM120 132V133H119ZM35 135H34V134ZM62 133V134H61ZM92 133H94V134H92ZM100 133H102L101 135H99ZM125 133V134H124ZM138 133V134H137ZM205 133V134H204ZM36 134H37V136H36ZM39 134H41L40 136H39ZM61 134V135H60ZM64 134V135H63ZM110 136H109V135ZM134 134V133H133ZM148 134V133H147ZM146 134V135H147ZM28 135H30L29 137V139L27 138L28 137ZM32 135H34V136H36V138L37 137H39V139L37 138H33L32 137ZM44 135V136H43ZM59 135V136H58ZM74 135V136H73ZM80 135V136H79ZM108 135V136H107ZM120 135H122V136H120ZM144 135V136H143ZM208 137H207V136ZM214 135V136H213ZM103 138V137H106V138H104V140H102V139H100L101 137ZM132 136H133V138H132ZM134 136H136V137H134ZM176 136V137H175ZM24 137V138H23ZM33 138V140H32V142L30 141L32 138ZM57 137V138H56ZM131 137V138H130ZM212 137V138H211ZM23 138V139H22ZM110 138V139H109ZM147 138V139H146ZM23 141H22V140ZM53 139V140H52ZM108 139H109V141L110 142H108ZM129 139H131L130 141H129ZM137 139V140H136ZM149 139H150V141H149ZM175 139V140H174ZM18 140H20V141H18ZM115 140V141H114ZM128 140V141H127ZM143 141V143H141V141ZM152 140V141H151ZM172 140V141H171ZM206 140V141H207ZM18 141V142H17ZM27 141V142H26ZM30 141V142H29ZM64 141V142H63ZM91 141V142H90ZM99 141H101V142H99ZM106 143H105V142ZM133 141H139L140 143H141V145H144V147L143 146H141L138 142H136V145L135 146H133L134 144H135V142H134V144H133ZM146 141H149V143L151 142L152 144H150V145H148L147 143L148 142H146ZM20 142V143H19ZM22 142V143H21ZM27 144H26V143ZM29 142V143H28ZM40 142V143H39ZM54 142V143H53ZM58 142V143H57ZM132 143V145H131V143ZM35 143V144H34ZM47 143V144H46ZM95 143V144H94ZM130 143V144H129ZM138 143V144H137ZM145 143V144H144ZM167 143V144H166ZM5 144V145H4ZM21 144V145H20ZM24 144H26V146L24 145ZM31 144H33V145H31ZM81 144V145H80ZM98 144V145H97ZM111 144V145H110ZM126 144V145H125ZM187 144H189V143H187ZM215 144V145H214ZM18 145H20V147H23V148H20L21 150H18L19 149V147H18ZM23 145V146H22ZM29 145V146H28ZM37 145H39V146H37ZM45 145V146H44ZM46 145H48V146H46ZM81 146V147H79L78 148V146ZM117 145V146H116ZM146 145V146H145ZM9 146V147H8ZM16 146V147H15ZM31 146H35V147H33V149L31 150L29 147H31ZM40 146H43L42 147V149L45 147V149H44V151L40 148ZM53 147V149H52V147ZM56 146V147H55ZM68 146V147H67ZM108 146V147H107ZM112 146V147H111ZM133 146V147H132ZM140 146V147H139ZM148 146H150V147H148ZM213 146V147H212ZM27 147V148H26ZM37 147H39V148H37ZM48 147H49V150L50 149H52L51 150V152H47V150H48ZM51 147V148H50ZM106 149H105V148ZM110 147V148H109ZM122 147V148H121ZM138 147L139 148H142V150L140 149H138ZM165 147V148H164ZM175 148L177 147V146H174ZM36 148V149H35ZM58 148V149H57ZM81 148V149H80ZM101 148H104V149H101ZM120 148V149H119ZM130 148V149H129ZM147 148H148V153L146 154V150H147ZM150 148V149H149ZM225 148V149H224ZM24 149V150H23ZM26 149H28L27 151H26ZM66 149V150H65ZM71 149V150H70ZM81 151H80V150ZM122 149V150H121ZM138 149V150H137ZM144 149V150H143ZM222 149V150H221ZM30 150V151H29ZM40 150V152H42L41 154L42 155H40V152H38ZM56 150V151H55ZM72 150H74V151H72ZM114 150V151H113ZM152 150H155V151H152ZM171 150V149H170ZM230 150V151H229ZM22 151H26L25 153H22ZM45 151L47 152L46 153V155H43V152L45 153ZM58 151V152H57ZM72 151V152H71ZM78 151V152H77ZM136 151H137V153H136ZM144 151V152H143ZM149 151H151L152 153H150ZM161 151H163V152H165L166 154H168L167 156H169L168 157V159H167V157H166V155H165V153L164 154H162L161 156H165V157H161L162 158V160L164 159V158H166L165 160H163L164 161V163H166V164H164L161 160V162L159 161V158H160V155H159V153L161 152ZM242 151V153H244L245 154V152L246 151H244L243 152ZM53 152H57L56 153V156H55V154H53ZM76 152V153H75ZM80 152V153H79ZM163 152H161V153H163ZM225 152V153H224ZM226 152H228L227 153V155L229 154V155H232V156H230L229 157V155H228V160H227V158H225L226 160H224V158L223 157H226L227 155H223L222 156V154L224 153V154H226ZM230 152V153H229ZM6 153V154H5ZM67 153V154H66ZM70 153H75V154H77V155H71V156H69L70 155ZM141 153V154H140ZM142 153H145L146 155H147V158H146V155L145 154H142ZM152 154V155H154V156H152V157H155L156 158V156L158 157V159H152V158H150L151 156H150V154ZM154 153V154H153ZM160 153V154H161ZM213 153V154H212ZM23 154V155H22ZM39 154V155H38ZM57 154H58V156H57ZM2 155V156H1ZM9 155V156H8ZM11 155V156H10ZM32 156V158H31V156ZM36 155V156H35ZM50 155H51V157H50ZM62 155V156H61ZM65 156V158H64V162L62 161L60 164H58L57 163V161L58 160H60L62 157H64ZM108 155H110V156H108ZM141 155V156H140ZM148 155H149V157H148ZM21 156H23V157H21ZM34 156V157H33ZM42 156V157H41ZM43 156H44V158H43ZM47 156H49V157H47ZM53 156V157H52ZM68 156V157H67ZM90 156V157H89ZM102 156V157H101ZM103 156H105V157H103ZM108 156V157H107ZM118 156V157H117ZM134 156V157H133ZM172 156V157H171ZM177 156H179V157H177ZM236 156V157H235ZM237 156H239V158L237 157ZM14 157V158H13ZM21 157V158H20ZM38 157V158H37ZM41 157V158H40ZM55 157H57V159H55ZM117 157V158H116ZM143 157H145V158H143ZM219 157V158H218ZM35 158V159H34ZM44 160H43V159ZM47 158H49V160L47 159ZM89 158V159H88ZM104 158V159H103ZM138 160H137V159ZM140 158V159H139ZM160 158V159H161ZM169 158H171V159H169ZM223 158V159H222ZM230 158V159H229ZM236 159V161L235 160H233L232 161V159ZM5 159H6V162H5ZM63 159V158H62ZM84 159V160H83ZM87 159V160H86ZM144 159V160H143ZM152 159V160H151ZM213 159V160H212ZM220 159V160H219ZM241 159V160H240ZM72 160V161H71ZM78 160V163L76 162ZM80 160H82V161H80ZM107 160V161H106ZM139 160H140V162H139ZM145 160H146V162H148V163H153V164H151V166H150V164H147L146 165V162H145ZM158 160V165H156L157 164V161ZM178 161V162H176V163H172V162H174V161ZM217 160V161H216ZM230 160L233 162L232 164H231V162H230ZM53 161V162H52ZM104 161V162H103ZM145 162V165H144V163L143 162ZM149 161H151V162H149ZM155 161V162H154ZM171 163H170V162ZM206 161V162H205ZM211 161H213V162H211ZM225 161V162H224ZM21 162V161H20ZM42 162V163H41ZM70 162V164L68 165V163ZM79 162H81L80 164H79ZM83 162H85L86 163V165H85V167H83L84 166V163ZM95 162V163H94ZM179 162H181V164H179ZM228 162V163H227ZM252 162V161H251ZM35 163V164H34ZM94 163V164H93ZM140 163V165L142 166V164L145 166H138V167H141V168H139L140 170H142L143 171V175H142V173H141V171L138 169V168H135L136 166H135V164L136 165H138ZM142 163V164H141ZM164 164V166H166L167 164H171V166H169V165H167L166 166V169H161L162 171H159L158 169H160V168H162V165ZM178 163V165H176ZM185 163V164H184ZM204 163V164H203ZM210 163H212L213 165H212V167H208L207 168V166H209V164ZM219 163H222V165H220ZM231 164V165H228V164ZM237 163V164H236ZM58 164V165H57ZM78 164H79V166H78ZM81 164H83V165H81ZM93 164V165H92ZM99 164V165H98ZM105 164V165H104ZM130 164V165H129ZM132 164V165H131ZM155 164V165H154ZM184 164V165H183ZM201 164V165H200ZM203 164V165H202ZM34 165V166H33ZM37 165V166H36ZM180 165V166H179ZM211 165V164H210ZM54 166V167H53ZM59 166H60V169H59ZM64 166H65V168H64ZM67 166V167H66ZM128 166H131L130 167V169L128 170ZM135 166V167H134ZM148 166V167H147ZM155 166H156V168H155ZM163 166V167H164ZM214 166V167H213ZM224 166V167H223ZM226 166V167H225ZM233 166V167H232ZM238 166V168H236ZM243 166V167H242ZM25 167V166H24ZM30 167V168H29ZM34 167V168H33ZM36 167V168H35ZM72 167V168H71ZM81 167V168H80ZM83 167V168H82ZM97 167V168H96ZM99 167V168H98ZM127 167V168H126ZM157 167H158V169H157ZM168 167V168H167ZM201 167V168H200ZM218 167V168H217ZM32 168H33V170H32ZM57 168H58V171H57ZM62 168V169H61ZM104 168V169H103ZM134 168V169H133ZM152 168V169H151ZM157 169V170H155V169ZM205 168V169H204ZM211 168V169H210ZM227 168V169H226ZM235 168H236V170H235ZM243 169V170H241V169ZM46 169L48 170L49 169V171H46ZM53 170V171H51V170ZM56 169V171L54 172V170ZM64 169V170H63ZM128 170V171H130V172H128V173H126L127 171L126 170ZM133 169V170H132ZM151 169V170H150ZM154 169V170H153ZM207 169H210V170H212V171H210V170H207ZM113 170V171H112ZM134 170H136V171H134ZM150 170V172L149 173H146L145 174V171H149ZM203 172H202V171ZM219 170V171H218ZM259 169H257L256 170V174L258 175V171ZM13 171H15L14 170V167L13 168H11V172H10V174L13 172ZM65 171V172H64ZM79 171H80V173H79ZM126 171V172H125ZM138 171H140L139 172V174L141 175H139L138 174ZM155 172V174L153 175L152 174V172ZM45 172H47V175H46V173ZM51 172V173H50ZM54 172V173H53ZM94 172V173H93ZM109 172V173H108ZM125 172V173H124ZM131 172H133V173H131ZM135 172L137 173V174H135ZM157 172H159V173H157ZM45 173V174H44ZM71 173V175H69ZM90 175H89V174ZM107 175H106V174ZM165 173V174H164ZM206 175H205V174ZM259 173H260V170H259ZM50 174V175H49ZM114 176H113V175ZM123 174H124V176H123ZM133 174H135V176L133 175ZM152 174V175H151ZM162 176V179H164V181H166V182H169V183H171V184H173L175 181L177 182H175L174 184H173V187H175L176 186V190L179 188L180 189V183L182 184H184V182L186 181L187 182V184H188V182H190L188 185L190 186V188L191 189H193V190H189V188L188 189H185L184 190V188H186L185 186H183L182 187V185H181V187L183 188L182 190L180 189L179 191L180 192H183L182 194H185V196L187 195V197H185L183 200H186V199H190V198H192V197H195V198H197L196 197V195H197V192L199 191H201V189H203L201 192H203V191H205V192H203L202 193V195H199V197L197 198V199H199V200H197L196 201V204L195 205H193V206H191V207H197L199 210L202 208V210H200L201 212H204V213H207V214H212V216H210L211 218H210V220H209V224H213L214 226H213V228H216L217 229V232H219V233H217V232H215L214 234H212L211 236H208V237H210V239H212V240H210V242L211 243H213L214 242V244H216L215 246H214V244H211L210 242H208V237H206V238H208V239H204V240H201V241H199V243L198 242H196V243H194V244H196L195 245V247H191V246H194L193 244H192V240H193V237H192V235H187V233L188 232H190L189 230H197L198 229V227H197V225H193L192 226V224L190 225V223L191 222H183L182 220H177V217L174 219V215L172 214V213H170V211H169V209L167 208L166 209V206L164 205V207H163V205L162 204H158V206L159 205H161V206H159V207H157V208H155L157 205H155L156 204V201H153V202H151V203H149V199H150V197L154 200V198L156 197L157 198V196H155V195H158L156 192H155V195H154V193L152 194L153 195V197H152V195H151V193L152 192H154V191H157V189L159 188L160 189V185H161V183L158 185V181L156 182L155 180H159V178H161L160 177V175ZM213 174H215V175H213ZM32 175V176H31ZM103 175V176H102ZM112 175V176H111ZM116 175V176H115ZM128 177V175H129V177L127 178L126 176ZM139 175V176H138ZM156 175V176H155ZM173 175H175V176H173ZM179 175V176H178ZM205 175V176H204ZM213 175V176H212ZM219 175H220V177H219ZM29 176H31V177H29ZM91 176V177H90ZM110 178H109V177ZM120 176H123V177H120ZM134 176V177H133ZM154 176V177H153ZM29 177V178H28ZM37 177H39L38 175H37ZM108 179H107V178ZM126 179H125V178ZM133 177V178H132ZM149 177V178H148ZM156 177H158L157 179H156ZM173 177V178H172ZM175 177V178H174ZM200 177H201V179H200ZM208 177V178H207ZM224 177H225V179H224ZM71 178V179H70ZM117 178V179H116ZM121 178V179H120ZM148 178V179H147ZM182 178H184V180L182 179ZM113 179V180H112ZM120 181L119 183L116 181ZM119 179V180H118ZM123 179V180H122ZM129 179V180H128ZM154 179V180H153ZM170 181H169V180ZM175 179V180H174ZM192 179V180H193ZM196 179H198L197 181H196ZM153 180V181H152ZM204 180V182H202ZM207 180V181H206ZM142 181V182H141ZM178 181H180V183L178 182ZM184 181V182H183ZM199 181L203 184V186H202V184L200 185V187H201V189L199 188V187H197L198 185H196V184H198L199 183ZM215 181V182H214ZM85 182V183H84ZM128 182V183H127ZM152 183V184H150V183ZM165 182V183H166ZM185 182V183H186ZM137 183V184H136ZM146 183V184H145ZM147 183H149V184H147ZM193 183H195V184H193ZM207 183V184H206ZM77 184V185H76ZM83 184V185H82ZM91 184H92V187H91ZM101 184V185H100ZM118 184V185H117ZM130 184V185H129ZM175 184H177V185H175ZM220 186H219V185ZM225 184V185H224ZM74 185V186H73ZM80 185H82V186H80ZM132 185V186H131ZM148 185V186H147ZM149 185H150V187H149ZM155 185V186H154ZM179 185V186H178ZM192 185V186H191ZM79 186V187H78ZM90 186V187H89ZM120 188H119V187ZM143 186V187H142ZM157 186H158V188H157ZM212 186V187H211ZM263 186H264V180H263ZM110 187V188H109ZM146 187V188H145ZM154 187V188H153ZM197 187V188H196ZM228 187V188H227ZM84 188V189H83ZM90 188L92 189V190H90ZM112 188V189H111ZM119 188V191L117 190ZM152 188V189H151ZM165 188V187H164ZM195 188L197 189V190H195ZM198 188H199V190H198ZM213 188V189H212ZM225 188V189H224ZM87 189V190H86ZM110 189V190H109ZM146 189V190H145ZM153 189H156V190H154V191H152ZM161 189H163V188H161ZM160 189V191H163V190H165V189H163V190H161ZM206 189V190H205ZM211 189V190H210ZM220 189V190H219ZM227 189V190H226ZM80 190V191H79ZM90 190V191H89ZM102 190V191H101ZM114 190H116V191H114ZM150 190L152 191V192H150ZM189 191L188 193H190V194H187V192L186 191ZM78 191V192H77ZM112 191H114V192H112ZM118 191V192H117ZM159 191V190H158ZM159 191V197H161L162 196V193ZM178 190H177V193H180ZM197 191V192H196ZM218 191V192H217ZM224 191H227V192H224ZM76 192H77V194H76ZM91 193V195L92 196H90L89 198L87 197V196H89V195H87V193ZM94 192V195L92 194ZM102 192V193H101ZM108 193V197L106 196V194ZM112 192V193H111ZM115 192H117V194H119V192H120V194H121V196H120V194L118 195V196H120L119 198L121 199V200H123L124 202H122V201H120V200H117L118 202H113V199L117 196V194L115 193ZM149 192V193H148ZM164 192H166V191H163V195H165L164 194ZM194 192L196 193V194H194ZM207 192V193H206ZM228 192L229 193H231V194H228ZM100 193V194H99ZM111 193V195L112 196H110L109 194ZM116 195V196H114V194ZM137 193V194H136ZM161 193V194H160ZM194 194L193 196L191 195V194ZM214 193V194H213ZM234 193V194H233ZM80 194V196L78 197V195ZM104 196H103V195ZM201 194V193H200ZM204 194H208V195H205L204 196ZM236 194V195H235ZM87 195V196H86ZM99 196V195H102L103 196V199L105 198L106 200H104L103 201V199H102V197L101 196H99V199H98V197L97 196ZM227 195V196H226ZM229 195H231L230 197H228ZM233 195V196H232ZM94 196H95V198L97 199L96 201H95V198H94ZM107 198H106V197ZM143 196H145V198L143 197ZM149 198H148V197ZM189 196H190V198H189ZM192 196V197H191ZM226 196V197H225ZM94 198V200H93V198ZM113 198L112 200L110 199V198ZM128 197V198H127ZM143 197V198H142ZM147 197V198H146ZM173 197H176V196H173ZM203 197H205V199L203 198ZM209 199V202H207V204L208 205H206V203H204L202 200L204 199V201L206 202V200L208 201V199ZM215 197V198H214ZM239 197H241V198H239ZM108 198L110 199L109 201H107L108 200ZM117 199H119L118 197H116ZM126 198V199H125ZM129 198H130V200H129ZM220 198V199H219ZM239 198V199H238ZM9 199H11V201H12V205L16 202V200H17V198L16 197H10ZM89 199V200H88ZM201 199V200H200ZM211 199V200H210ZM213 199V200H212ZM231 199V200H230ZM126 200V201H125ZM127 200H129V201H127ZM134 200V201H133ZM155 200H157V199H155ZM183 200H181V199H179L178 201H176V199L175 200H173V201H171V203L172 202H174V204L173 205H175V203L176 204H178V206L180 205V206H184L183 204H184V202L185 201H183ZM218 200V201H217ZM237 200V201H236ZM15 201V202H14ZM99 201L103 204H100L99 203ZM114 201H116V199L114 200ZM120 201V202H119ZM131 201H133L136 205H137V203H138V206H140L141 207V209H142V211H141V213H140V209H139V207L137 206V207H135L136 205H134V207H135V209L137 210V208H138V211H139V213H138V211H137V214L135 213V210H133L134 208H133V205L132 204H134L133 202L132 203H130ZM136 201V202H135ZM138 201H140V202H138ZM152 201V200H151ZM201 201V202H200ZM214 201H216V202H214ZM228 201V202H227ZM107 202H109L108 204H107ZM127 202H129V203H127ZM144 202V203H143ZM155 202V203H154ZM199 202V203H198ZM225 202H227V203H225ZM240 202V201H239ZM104 203H105V205H104ZM114 203V204H113ZM182 203V204H181ZM198 203V204H197ZM214 203V204H213ZM77 204V203H76ZM116 204L118 205L119 204V209H118V207L116 206ZM123 204V205H122ZM129 206L130 205V207L132 208V210H131V208L130 207H126L127 205ZM204 204H205V207H204ZM112 205V206H116L117 207V210H119L118 212H119V214L117 215V210H115L114 209V207H112L111 206V208H112V210H111V208H110V206ZM121 205H122V207H121ZM144 205H146V206H144ZM144 206V207H143ZM154 206V207H153ZM109 207V208H108ZM126 207V208H125ZM161 207V208H160ZM195 207V208H196ZM204 207V208H203ZM121 208V209H120ZM161 209V211H162V209H163V212L165 211V209H166V212H167V214H166V212H165V215L164 214H162L163 212H160V209ZM178 207L176 206V209H177ZM223 208V209H222ZM15 209H16V211H15ZM158 209V210H157ZM179 209V208H178ZM210 209V210H209ZM213 209H215V210H213ZM11 210H14V212L15 213H18V211H17V208H12ZM147 210V211H146ZM153 210V211H152ZM155 210V211H154ZM212 210V211H211ZM47 211H48V209L47 208H45L42 212H43V214H45V213H47ZM117 213H116V212ZM129 211V212H128ZM144 211H145V213H144ZM41 212V213H42ZM142 212L144 213L143 215H142ZM157 212H159V213H157ZM220 212V213H219ZM223 212V213H222ZM116 213V214H115ZM155 213H156V215H155ZM219 213V214H218ZM151 214V215H150ZM161 214V215H160ZM171 214V217L169 216ZM217 214H218V216H217ZM138 215H141L142 216V218L140 219V217L141 216H138ZM161 217H160V216ZM229 215V216H228ZM132 216H134V219H135V221L137 220L138 222L140 221V222H142V223H138L137 221H136V223L134 222V220H133V217ZM164 216V218H162ZM167 216V217H166ZM169 216V217H168ZM220 216V217H219ZM127 217H128V219H127ZM130 217V218H129ZM139 218V220H138V218ZM150 217V218H149ZM216 217V218H215ZM122 218H124L123 220H122ZM158 218V219H157ZM166 218V219H165ZM214 218V219H213ZM127 219V220H126ZM161 219L164 221H162L161 222ZM173 219V220H172ZM228 221H227V220ZM125 220L126 221H128V222H126V223H128V224H126L125 223ZM132 220V221H131ZM173 222H172V221ZM175 220V221H174ZM145 221V222H144ZM148 221V222H147ZM169 221V222H168ZM176 221H179L178 223H183L184 225L183 226H185V228H186V232H184V231H181L180 229V227L179 226H175L176 224H177V222ZM217 221V222H216ZM156 222V223H155ZM161 222V223H160ZM174 222H176V224H172V223H174ZM227 222V223H226ZM135 223V224H134ZM144 223V224H143ZM186 223V224H185ZM126 224V225H125ZM144 226H143V225ZM156 224H158L157 226H156ZM165 224H171V225H165ZM188 224V225H187ZM127 225H129V227L127 226ZM156 226V227H154V226ZM173 225H174V227H173ZM231 225V226H230ZM140 226H142V227H140ZM153 226V227H152ZM164 226H165V228H164ZM171 226H172V228H171ZM190 227V228H189ZM193 227V228H192ZM197 227V228H196ZM151 230H150V229ZM157 228V229H156ZM160 228V229H159ZM164 228V229H163ZM188 228V229H187ZM220 228V229H219ZM225 228V229H224ZM146 229V230H145ZM161 229H163V230H161ZM215 229V230H216ZM219 229V230H218ZM222 229V230H221ZM224 229V230H223ZM226 229H229V230H227L226 231ZM139 232H138V231ZM158 230V231H157ZM172 230V231H171ZM173 230H174V232H173ZM175 230L177 231V232H175ZM159 232V233H152V232ZM168 231H171L172 233H170V232H168ZM181 231V232H180ZM226 231V232H225ZM232 231V232H231ZM136 232V233H135ZM168 232V233H167ZM181 234H180V233ZM195 232V231H194ZM222 232V233H221ZM230 232H231V234H230ZM237 233V236H235L236 235V233ZM134 233V234H133ZM150 233H152V234H150ZM163 233V234H162ZM175 234V235H182V236H178L179 238H181V239H179L177 236H175V235H173V236H171V234ZM179 233V234H178ZM186 233V234H185ZM196 233V232H195ZM131 234H133V235H131ZM146 234V235H145ZM162 234V235H161ZM186 236H185V235ZM239 234H242V235H239ZM22 235V233H20V234H18L17 233V236H19V237H22L21 236ZM152 235L154 236V237H152ZM157 235V236H156ZM158 235H160V236H158ZM169 235H170V237H169ZM216 235V236H215ZM144 236H142V237H144ZM150 236L152 237V240H153V242H152V240H151V238H150ZM156 236V237H155ZM161 236H162V238H161ZM174 236H175V239H174ZM190 236V237H189ZM242 236V237H241ZM249 236H251L250 234H249ZM248 236V237H249ZM241 237V238H240ZM149 238H150V240H149ZM155 240H154V239ZM157 238V239H156ZM174 239V241H173V239ZM188 240H187V239ZM192 238V240H190ZM244 238H245V240H244ZM118 239H120V238H118ZM148 239V240H147ZM215 239L216 240H218V242L217 241H215ZM233 239V240H232ZM169 240H170V242H169ZM177 240H179V241H177ZM190 240V241H189ZM207 240V241H206ZM222 240V241H221ZM236 240H238V242H236ZM243 242H242V241ZM160 243V242H162V243H158V242ZM189 241V242H188ZM241 243H240V242ZM246 241H248L249 243H247ZM151 242V243H150ZM154 242L157 244L158 243V245L156 246V244H154ZM167 242V243H166ZM206 242L208 243V244H206ZM216 242V243H215ZM221 242V243H220ZM235 242V243H234ZM166 245H165V244ZM204 243V244H203ZM210 243V244H209ZM218 243V244H217ZM237 243V244H236ZM262 243V244H261ZM183 244V245H182ZM238 244H240V245H238ZM247 246H246V245ZM161 245V246H160ZM182 245V246H181ZM185 245V246H184ZM237 245V246H236ZM243 245H244V247H243ZM155 246V248H153ZM165 246H167V247H165ZM179 248H177V247ZM184 246V247H183ZM222 246V247H221ZM249 246V247H248ZM157 247V248H156ZM189 247H191V248H189ZM215 247V250L213 249ZM165 250H164V249ZM177 248V249H176ZM189 248V249H188ZM155 249V250H154ZM163 249V250H162ZM170 249H171V251H170ZM193 249V250H192ZM168 250V251H167ZM213 250H214V252H213ZM174 251V252H173ZM197 251H198V253H197ZM206 251V252H205ZM181 252V251H180ZM222 252V253H221ZM161 253V254H160ZM175 254V255H172V254ZM193 253H195V254H193ZM208 253H211V254H208ZM155 254H157V255H155ZM162 254H163V257H162ZM168 254V255H167ZM207 254V255H206ZM142 255V256H141ZM166 255V256H165ZM211 255V256H210ZM161 256V257H160ZM172 257V259H174L173 261L174 262H172L171 261V257ZM177 256V258H176V260H175V258L174 257H176ZM168 257V258H167ZM170 259V260H169ZM208 260V261H207ZM158 261V262H157ZM41 262V261H40ZM39 262V260H36V261H33V263H35V264H39L40 263ZM207 262V263H206ZM160 263V264H161ZM20 264V263H19ZM45 264H47L46 262H45ZM187 264H192V263H187Z\"/></svg>", "mask_w": 264, "mask_h": 264}]
</instances>
